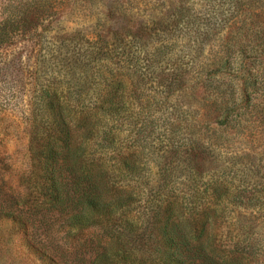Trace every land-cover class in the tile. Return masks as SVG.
<instances>
[{
	"label": "rangeland",
	"instance_id": "374dc122",
	"mask_svg": "<svg viewBox=\"0 0 264 264\" xmlns=\"http://www.w3.org/2000/svg\"><path fill=\"white\" fill-rule=\"evenodd\" d=\"M52 145L111 187L66 236L99 264H264V0H0L9 200L52 203Z\"/></svg>",
	"mask_w": 264,
	"mask_h": 264
},
{
	"label": "trees",
	"instance_id": "16d2710c",
	"mask_svg": "<svg viewBox=\"0 0 264 264\" xmlns=\"http://www.w3.org/2000/svg\"><path fill=\"white\" fill-rule=\"evenodd\" d=\"M68 157L67 152L57 146L52 145L48 149L47 179L51 184L47 197L52 200L51 204L31 205L26 203V199L19 204V196L15 201L9 200L0 188V220L13 221L25 237L24 244L54 264H99V248L106 249L108 243L88 245L67 240L66 236L73 231L71 223L74 220L86 218L101 206L111 187L99 173L96 177L97 171L76 161L70 162Z\"/></svg>",
	"mask_w": 264,
	"mask_h": 264
}]
</instances>
